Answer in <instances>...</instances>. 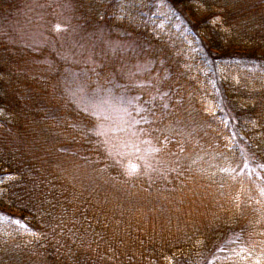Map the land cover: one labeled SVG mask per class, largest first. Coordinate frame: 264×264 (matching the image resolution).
Returning <instances> with one entry per match:
<instances>
[{
  "label": "trees",
  "instance_id": "trees-1",
  "mask_svg": "<svg viewBox=\"0 0 264 264\" xmlns=\"http://www.w3.org/2000/svg\"><path fill=\"white\" fill-rule=\"evenodd\" d=\"M73 2L166 73L169 105L145 130L178 161L152 183L126 177L43 54L0 43V264H264V0Z\"/></svg>",
  "mask_w": 264,
  "mask_h": 264
},
{
  "label": "rangeland",
  "instance_id": "rangeland-1",
  "mask_svg": "<svg viewBox=\"0 0 264 264\" xmlns=\"http://www.w3.org/2000/svg\"><path fill=\"white\" fill-rule=\"evenodd\" d=\"M0 38L14 59L19 60L24 49L43 54L38 66L57 72L53 84L60 101L93 118V132L106 156L126 177L141 176L152 183L155 174L175 167L178 159L166 139L161 145L145 130L153 108L162 105L161 111L167 110L171 95L162 80L166 73H160V65L140 40L114 33L105 24L90 25L73 0H19L15 9L0 14ZM233 54L227 62H238L250 71L249 61L235 55L247 53ZM191 120V116L180 120L184 138L192 139ZM240 163L254 174L259 171L249 155Z\"/></svg>",
  "mask_w": 264,
  "mask_h": 264
}]
</instances>
